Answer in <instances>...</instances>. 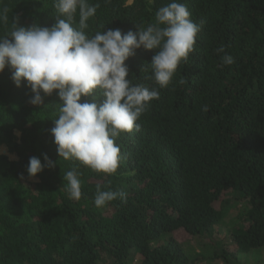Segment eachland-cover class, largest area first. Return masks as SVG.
Masks as SVG:
<instances>
[{"label": "trees", "instance_id": "1", "mask_svg": "<svg viewBox=\"0 0 264 264\" xmlns=\"http://www.w3.org/2000/svg\"><path fill=\"white\" fill-rule=\"evenodd\" d=\"M171 2L87 0L99 7L83 31L146 28ZM177 2L201 25L194 51L166 88L152 78L158 50L141 48L125 61L126 79L160 95L137 121L140 131L115 140L122 159L113 174L59 157L50 131L58 90L36 107L26 81L17 87L9 68L0 73V264H264V0ZM55 4L0 0L8 15L0 37L16 17L21 26L47 27L66 18ZM225 54L232 65L222 63ZM102 100L99 89L81 98ZM44 154L56 167L29 177V158L43 164ZM73 169L79 200L63 180ZM97 186L126 200L97 208Z\"/></svg>", "mask_w": 264, "mask_h": 264}, {"label": "clouds", "instance_id": "2", "mask_svg": "<svg viewBox=\"0 0 264 264\" xmlns=\"http://www.w3.org/2000/svg\"><path fill=\"white\" fill-rule=\"evenodd\" d=\"M55 7L66 18H56L51 27L21 26L19 17L14 18L12 31L0 37V73L9 68L17 87L26 81L32 93L29 103L36 107H45L44 97L58 90V115L50 131L59 157L76 159L96 172L113 174L122 159L115 140L121 133L140 131L137 121L160 95L155 87L126 79L129 67L125 61L138 49L158 50L150 63L152 78L160 88H166L181 61L194 51L201 25L191 19L186 4L172 0L158 9L155 23L146 28L135 26V31L127 32L110 28L89 36L83 30L99 5H89L87 0H56ZM77 10L79 28H74ZM7 22L5 8L0 11V23ZM221 60L225 65L234 63L230 54ZM185 82L183 78L179 81ZM97 89L102 92L101 103L81 102L82 97L91 96ZM43 160L42 164L36 156L29 158V177L56 167L57 162L47 154ZM63 180L67 181L69 198L79 200L80 173L76 169L67 171ZM126 196L123 191L101 190L97 186L94 204L102 208L118 198L126 200Z\"/></svg>", "mask_w": 264, "mask_h": 264}, {"label": "rangeland", "instance_id": "3", "mask_svg": "<svg viewBox=\"0 0 264 264\" xmlns=\"http://www.w3.org/2000/svg\"><path fill=\"white\" fill-rule=\"evenodd\" d=\"M3 150H6V149L2 145H0V153H5V152H3ZM230 204H232V203L229 201V202L226 203L227 206L226 205L225 206L228 207ZM219 234L222 235L223 234V230H221V231L219 230ZM249 264H253V263H249Z\"/></svg>", "mask_w": 264, "mask_h": 264}, {"label": "water", "instance_id": "4", "mask_svg": "<svg viewBox=\"0 0 264 264\" xmlns=\"http://www.w3.org/2000/svg\"><path fill=\"white\" fill-rule=\"evenodd\" d=\"M3 152H6L5 150H3Z\"/></svg>", "mask_w": 264, "mask_h": 264}]
</instances>
